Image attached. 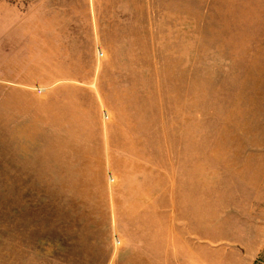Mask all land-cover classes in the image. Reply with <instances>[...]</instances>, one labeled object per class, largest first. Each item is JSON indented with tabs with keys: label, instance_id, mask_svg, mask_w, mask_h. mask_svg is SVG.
<instances>
[{
	"label": "rangeland",
	"instance_id": "obj_1",
	"mask_svg": "<svg viewBox=\"0 0 264 264\" xmlns=\"http://www.w3.org/2000/svg\"><path fill=\"white\" fill-rule=\"evenodd\" d=\"M0 264H264V0H0Z\"/></svg>",
	"mask_w": 264,
	"mask_h": 264
}]
</instances>
